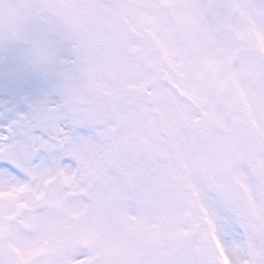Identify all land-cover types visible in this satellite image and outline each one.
I'll return each mask as SVG.
<instances>
[{
  "label": "snow or ice",
  "instance_id": "snow-or-ice-1",
  "mask_svg": "<svg viewBox=\"0 0 264 264\" xmlns=\"http://www.w3.org/2000/svg\"><path fill=\"white\" fill-rule=\"evenodd\" d=\"M0 264H264V0H0Z\"/></svg>",
  "mask_w": 264,
  "mask_h": 264
}]
</instances>
